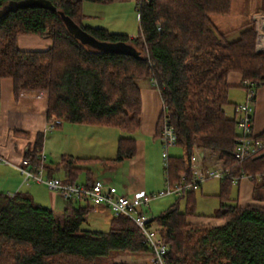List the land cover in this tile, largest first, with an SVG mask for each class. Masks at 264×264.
Returning <instances> with one entry per match:
<instances>
[{
  "label": "trees",
  "instance_id": "1",
  "mask_svg": "<svg viewBox=\"0 0 264 264\" xmlns=\"http://www.w3.org/2000/svg\"><path fill=\"white\" fill-rule=\"evenodd\" d=\"M8 1L0 0V8ZM49 1L56 10L24 7L0 17V81L12 80L15 99L22 91L46 92L48 120L54 115L69 123L127 133L118 138L113 158L62 155L56 168L63 167V182L76 183L84 171L86 183L93 181L92 170L78 164L99 162L111 169L134 156L136 143L131 134L139 128L140 117L137 81L150 79L162 100L155 136L160 137L167 120L182 149L181 155H168L169 185L191 179L189 158L194 143L206 158V151L217 154L216 160L227 169L216 195L219 205L210 216L221 224L188 220L199 216L195 190L185 191L150 217L168 246L167 264H264V206H240L231 197L233 185L244 173L252 181L253 199L264 201V146L254 155L237 159L235 111L227 117L224 109L231 104L230 72L240 73L241 87L244 80L254 90L264 85V51L256 49L255 23L247 21L237 28V39L223 41L225 32H216L211 16L228 15L231 0H145L136 9L137 35L130 37L82 23L84 1L111 0ZM61 13L104 46L79 39L65 26ZM23 34H45L51 45L44 50H22L17 37ZM118 43L132 48L137 56L111 47ZM254 137L264 140V130ZM43 138L38 132L23 158L34 161ZM54 170L45 165L47 177ZM181 198L186 199L183 210ZM88 208H73L71 215L60 218L26 192L0 191V264H94L96 258L112 252H149L139 227L128 217L113 216L107 231L82 229Z\"/></svg>",
  "mask_w": 264,
  "mask_h": 264
},
{
  "label": "crops",
  "instance_id": "2",
  "mask_svg": "<svg viewBox=\"0 0 264 264\" xmlns=\"http://www.w3.org/2000/svg\"><path fill=\"white\" fill-rule=\"evenodd\" d=\"M84 2L86 4H84ZM84 2L82 3V11L85 14V17L83 18L82 23L92 27H103L111 31L106 25H93L91 23V19L94 17H98L97 19L100 20H102L103 17L100 18L101 16L99 13L93 12L94 8L92 5H94L95 2ZM123 3H128L132 6V4H136V0H111L108 3H96L97 5H95L96 7L100 6L99 9H105L103 7L113 6V8H116L117 5ZM250 20L255 23L256 30L259 31L262 36L263 28L260 27V24L264 23V3L262 5L255 4V8L249 13L248 21ZM111 32L116 31L112 30ZM134 34V32H130L129 36H136ZM17 45L19 47L21 46L20 49L23 48L22 50H44L51 45V39L45 34H23L17 37ZM227 82L230 85L228 90V101L233 106L231 115L227 114L226 110L225 114L227 117H231L234 115L235 105L244 102L245 90L240 86L241 75L238 72H230L227 76ZM137 84L140 89V117L139 128L134 132L136 151L133 157L119 163V165H124V163L127 164L130 182L127 185L125 184L123 189H119L115 186L120 193L124 194H133L138 190H144L147 193L157 192L163 188L166 177L164 175L163 180L160 179L157 166L155 174H153L155 178L152 176L148 177V169L154 166V159L157 157L156 159L158 163L159 161L161 162L162 159L160 139L155 136V126L162 108L160 93L150 79H140L137 81ZM46 104L47 94L43 91H22L18 95V98L15 99L13 96L12 80L10 78L1 79L0 156L6 161L0 162V191L9 195L18 191L26 192L34 202L50 208L60 218H63L65 213L71 215V210L73 208L89 206L82 224L93 222V224L102 225L109 229L113 215L105 206H93L89 200H67L59 193L49 190L42 183L29 182V184L26 185L23 183L22 177L16 166L21 164L25 150L28 147L31 148L38 132H42L44 135L42 151L47 160L46 152L47 149H49V133L56 129L60 130V156L58 162L62 155H71L82 159L113 158L116 153L117 140L120 136H124V134L122 132H115V130H113L115 128L113 127L69 123L59 119V122L57 123L60 124L59 126L53 127L51 130H45L49 121L46 115ZM263 130L264 85L255 90V100L253 103V132L254 134H259ZM171 148L175 151L174 149L176 148V145L168 149V155H179L171 152ZM205 153L212 159L217 157V154L215 153L208 151ZM205 162H207L206 159ZM46 165L53 168V166L47 162ZM78 166H86L92 170V175H90L91 180L96 178L102 179L105 182L108 180L100 177L99 173L102 170V166L106 169L110 168L99 162L92 164L81 163L78 164ZM60 174V176H56L52 173L51 176L60 181L64 180L65 171L61 165ZM87 180L86 172L84 171L78 175L76 183L85 184ZM234 186H236V190L233 198H236V201L240 206L252 203L264 206V201H255L252 197L253 184L250 177L240 178L239 182ZM199 189L202 190L201 185L197 190ZM143 207L145 206H141L139 210L151 217ZM188 220L196 223L211 224H221L223 222L221 220L201 216L189 217ZM86 229L98 230L90 227H87ZM104 257L105 256L98 257V259H101L99 260L100 263H102V259L105 260ZM128 257H130L136 264H146L147 258L145 255L130 254ZM120 263L119 260H112L110 264Z\"/></svg>",
  "mask_w": 264,
  "mask_h": 264
},
{
  "label": "built area",
  "instance_id": "3",
  "mask_svg": "<svg viewBox=\"0 0 264 264\" xmlns=\"http://www.w3.org/2000/svg\"><path fill=\"white\" fill-rule=\"evenodd\" d=\"M145 0H136V9ZM263 28V36L257 32L256 48L264 49V23L260 24ZM242 86L245 88L244 102L237 104L234 108L237 120L238 135L235 138V157L243 160L251 155L258 153L264 146V140L255 138L253 132V103L255 90L249 80H244ZM59 120L52 115L45 130H51ZM161 144V157L164 171L167 167L168 149L176 145V134L174 128L164 123L161 135L159 137ZM203 153L193 144V151L189 158L191 170V179L181 181L170 186L165 177L164 186L157 192L147 193L144 190H138L133 194L120 193L114 185L108 184L102 179L96 178L91 183L69 184L60 181L57 178L47 177L45 173L46 158L42 149L38 152L36 159L30 161L23 158L21 164L16 168L19 171L22 181L28 185L29 182L44 184L49 190L55 191L67 200H89L93 206H105L113 216H125L130 218L140 229L143 242L149 248V264H167L166 254L168 246L159 236L158 226L150 221V217L141 212L139 208L146 206L150 199L163 195L172 194L180 196L185 191L197 190L202 181L208 178L223 179L227 174V169L221 162H213L209 165L205 162ZM6 160L0 156V162ZM248 177L241 173L240 178ZM237 179L234 180L236 182Z\"/></svg>",
  "mask_w": 264,
  "mask_h": 264
},
{
  "label": "rangeland",
  "instance_id": "4",
  "mask_svg": "<svg viewBox=\"0 0 264 264\" xmlns=\"http://www.w3.org/2000/svg\"><path fill=\"white\" fill-rule=\"evenodd\" d=\"M264 0H231L230 10L228 15H212L211 19L214 25V28L217 33L225 32L223 41H232L238 38V29L242 24L246 23L249 19V13L255 8V4L262 5ZM84 4H86L84 2ZM96 4V3H95ZM92 5L94 13H99L103 17L102 20L97 19L98 17H94L91 19V23L93 25H106L112 31H116L119 33H126L130 34V32H134V35H137L138 32V16L136 10V4H132V6L128 3H123L121 5H117L116 8L113 6L103 7L105 9H99L100 6ZM101 23V24H100ZM105 26V27H106ZM98 27V26H95ZM76 36L85 41L82 38V34L77 32ZM20 44V43H19ZM18 46V45H17ZM21 47V46H20ZM18 46V48H20ZM23 49V48H21ZM39 49V48H37ZM264 51V49H261ZM239 90V89H238ZM232 104L227 105L224 109L226 113L231 115L232 111ZM232 117V116H231ZM113 129V128H112ZM58 130V129H56ZM49 133V142L46 152L47 160L46 162L55 167L54 174L56 176H60V167L56 168V164L58 163V158L60 156V130ZM115 132H122L124 135V131L119 129H113ZM134 136V133L131 134ZM161 146V144H160ZM171 152L177 153L179 155L182 154V149L180 146L176 145V148L173 151L171 148ZM157 158V157H156ZM154 159V166L148 169V177H153L155 174L156 166L158 168V173L160 174V179L163 180L165 171L161 162H157V159ZM206 158V157H205ZM51 160V161H50ZM207 163L219 162L214 157L213 159L210 157L206 158ZM102 170L100 171L99 175L103 179H108L106 182L108 184L114 185L119 189H123V186L129 184L130 176L128 175V168L127 164L124 165H116L113 169H106L103 166L101 167ZM220 179L212 177L208 178L201 183L202 190H195L194 198H195V212L201 217H210L219 205L218 197L216 196L219 191ZM236 186L233 185L231 196L234 197L235 195ZM177 200V196L172 194H167L161 197L150 199L148 204L143 207L146 212L151 216L158 215L162 210L168 207L170 204L174 203ZM186 199L181 198L179 200V208L183 210L185 208ZM100 224V223H99ZM90 227L92 229H98L99 231H107L108 227H104L102 225L93 224V222H87L86 224H82V228L86 229ZM94 227V228H93ZM136 254V253H128V252H112L109 256H105V260L102 259V263L96 258L94 264H110L112 260H119L120 264H136L128 255ZM138 255H145L146 256V264H149V253L145 254H138Z\"/></svg>",
  "mask_w": 264,
  "mask_h": 264
},
{
  "label": "water",
  "instance_id": "5",
  "mask_svg": "<svg viewBox=\"0 0 264 264\" xmlns=\"http://www.w3.org/2000/svg\"><path fill=\"white\" fill-rule=\"evenodd\" d=\"M35 6L47 8L52 11L56 10V8L51 4L49 0H10L0 8V17L5 16L9 11H14L17 8L35 7ZM61 18L65 26L73 34L76 35V33L79 32L82 34V38L88 41L90 44H94L96 46H104V44L98 43L88 34L81 32L79 30L78 25L75 24L68 16L61 13ZM111 47H116L124 52H130L132 55L137 56V53L134 52V50L129 46H125L118 43V44H113Z\"/></svg>",
  "mask_w": 264,
  "mask_h": 264
},
{
  "label": "bare ground",
  "instance_id": "6",
  "mask_svg": "<svg viewBox=\"0 0 264 264\" xmlns=\"http://www.w3.org/2000/svg\"><path fill=\"white\" fill-rule=\"evenodd\" d=\"M263 30V29H262ZM262 36H263V31H262Z\"/></svg>",
  "mask_w": 264,
  "mask_h": 264
}]
</instances>
